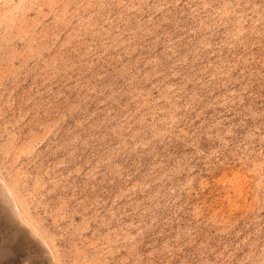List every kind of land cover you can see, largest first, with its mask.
<instances>
[{
	"label": "rangeland",
	"instance_id": "obj_1",
	"mask_svg": "<svg viewBox=\"0 0 264 264\" xmlns=\"http://www.w3.org/2000/svg\"><path fill=\"white\" fill-rule=\"evenodd\" d=\"M0 264H264V0H0Z\"/></svg>",
	"mask_w": 264,
	"mask_h": 264
}]
</instances>
